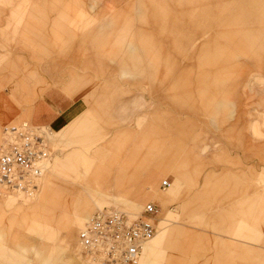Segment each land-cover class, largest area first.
<instances>
[{"label":"rangeland","instance_id":"obj_1","mask_svg":"<svg viewBox=\"0 0 264 264\" xmlns=\"http://www.w3.org/2000/svg\"><path fill=\"white\" fill-rule=\"evenodd\" d=\"M47 90L73 105L39 191L0 194V264H88L75 206L136 197L160 208L144 264H264V0H0V129Z\"/></svg>","mask_w":264,"mask_h":264},{"label":"built area","instance_id":"obj_2","mask_svg":"<svg viewBox=\"0 0 264 264\" xmlns=\"http://www.w3.org/2000/svg\"><path fill=\"white\" fill-rule=\"evenodd\" d=\"M40 128L25 121L1 127V195L31 197L38 189L51 154L48 130ZM169 186L164 180L160 188ZM159 215L160 208L152 202L134 216L112 208L95 210L77 231V249L86 261L97 264H139L145 246L157 232Z\"/></svg>","mask_w":264,"mask_h":264},{"label":"crops","instance_id":"obj_3","mask_svg":"<svg viewBox=\"0 0 264 264\" xmlns=\"http://www.w3.org/2000/svg\"><path fill=\"white\" fill-rule=\"evenodd\" d=\"M40 103L44 104V107L48 110L49 114H42L40 116V114L37 113L35 116H33L32 120L37 122V123H39V122L43 123L45 125H43L41 127H48V128L58 126L63 121V119L65 118L67 109L71 105H73L72 100L69 103H67V99L64 98L62 95H60L59 93H57L56 91L47 90L45 93H43L39 96H36V98L29 104V106L27 107V115H26L25 120H24L25 122H27L29 124V122L27 120L29 110H31V108H33V107L38 106ZM40 117L42 118V120ZM13 121L11 123H16ZM85 170L86 169H84V171ZM181 174H182V172H181ZM158 177L159 176H158L157 172H153L152 181L148 180L145 183V185L142 189V195L141 196L144 198H147L149 200L157 199L161 204H163L169 198V195H167V194L161 195L157 192L155 185L157 183ZM51 184H52L51 179L45 183L44 190L42 191V200L45 199L46 194H47V189H48L49 185H51ZM42 200H41V202H42ZM83 203L85 204L84 201L79 203V204H83ZM93 203H94V205L96 204L98 206L97 207V209H98L100 206L99 202L95 200V201H93ZM140 204H141L140 199L138 197H136V199H134L130 204H128V206H126L123 211L126 212L129 209V207H131V206L137 207ZM87 207H88L87 212L90 215L89 210L92 209V206L87 203ZM35 211H36L35 215L37 217H39L40 216V207H36ZM169 232L170 231L168 228H166V227L161 228V233L159 235V241H161V242L166 241V239H168L170 236ZM67 233H68V231H67ZM65 244L67 245V242H65ZM152 255H153V251H152L151 247L149 245H147L144 249L143 256L141 257V264H144L145 260H147V261L150 260Z\"/></svg>","mask_w":264,"mask_h":264},{"label":"bare ground","instance_id":"obj_4","mask_svg":"<svg viewBox=\"0 0 264 264\" xmlns=\"http://www.w3.org/2000/svg\"><path fill=\"white\" fill-rule=\"evenodd\" d=\"M46 130H48V136H50L51 138V130L48 129V128H45ZM43 129V130H45ZM40 130H42L40 128ZM48 165H49V161H46L45 163V170L46 171L48 169ZM44 176V174L41 176L40 178V183H41V180H42V177ZM39 182H38V189L36 191H39ZM38 193V192H37ZM37 195V194H36ZM9 196H13V197H16L20 200H30L31 198L30 197H26V196H23L21 194H10ZM109 208V207H108ZM99 209H102V208H98L96 210H99ZM141 209V208H140ZM138 209L137 211H133V212H126L127 214L131 215V216H134V215H137L136 213L140 210ZM88 211V207H87V203L85 202V204H78L75 206L74 208V211L72 213V217H71V222H70V225L69 227L66 229L68 231V234H67V239H71L73 237V235L75 234V231L77 230V228L79 227V225H81V223H83L85 221V219L89 216V213L87 212ZM158 230V229H157ZM157 233V232H156ZM156 236V234H155ZM154 236V237H155ZM153 240V239H152ZM146 247V246H145ZM145 249V248H144ZM84 260V259H83ZM88 264H97L96 262L94 261H86Z\"/></svg>","mask_w":264,"mask_h":264}]
</instances>
